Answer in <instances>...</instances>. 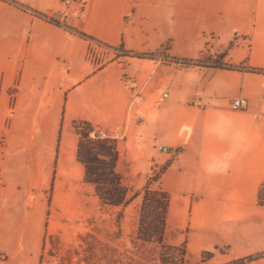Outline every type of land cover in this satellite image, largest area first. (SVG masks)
Segmentation results:
<instances>
[{"label": "crops", "instance_id": "0c3cea01", "mask_svg": "<svg viewBox=\"0 0 264 264\" xmlns=\"http://www.w3.org/2000/svg\"><path fill=\"white\" fill-rule=\"evenodd\" d=\"M209 33L224 66H181ZM238 95L247 109L230 107ZM76 120L115 141L117 173L123 161L135 174L162 165L158 145L181 149L157 184L169 198L164 235L184 241L187 260L264 252V0H88L80 18L61 0H0V264H47L50 239L76 228ZM47 185L51 199H24Z\"/></svg>", "mask_w": 264, "mask_h": 264}, {"label": "rangeland", "instance_id": "374dc122", "mask_svg": "<svg viewBox=\"0 0 264 264\" xmlns=\"http://www.w3.org/2000/svg\"><path fill=\"white\" fill-rule=\"evenodd\" d=\"M112 54L117 56L119 52L112 51ZM156 55H158L161 64L171 65L168 63L174 62L168 58L163 49L156 52ZM133 57L150 59L154 56L152 53L151 55ZM181 66H191V64L185 63ZM85 123L87 122L79 120L72 122V130L78 140L81 131L87 130L89 134L93 129L103 130L90 124L87 127ZM2 142L0 140V146ZM122 165L123 169L119 173L121 183L126 188V197L134 203V206L132 203L133 208L130 210V205L126 208L128 212L124 213V205L118 207L102 203L95 193L94 186L83 179L85 183H80V189L77 191L83 201L80 204L79 218L75 222L76 228L67 229L69 235L62 243L55 238L50 239V243L53 245L42 254L43 260L47 261V264H205L203 262L211 256V253L202 252L197 261L190 262L185 256L184 241L174 245L172 242L176 238L164 235L165 224L160 242L154 239L145 240L139 234L140 219L144 217L145 226H147V223L153 221L155 214L159 212L151 205H146L143 209V186L147 183L151 191L165 192L157 184V179L162 171L170 165L168 158L162 165L154 164L149 170L138 174L132 173L124 161L119 165V168ZM37 175L39 176V174H35V176ZM56 191L52 185H47L46 188L35 187L27 189L23 197L31 201L33 194L41 193L51 199L55 196ZM58 195L66 196V189L60 190ZM151 230L154 229L150 226ZM262 254L264 252L241 257L225 264H249L253 257Z\"/></svg>", "mask_w": 264, "mask_h": 264}, {"label": "trees", "instance_id": "16d2710c", "mask_svg": "<svg viewBox=\"0 0 264 264\" xmlns=\"http://www.w3.org/2000/svg\"><path fill=\"white\" fill-rule=\"evenodd\" d=\"M81 35L86 37L85 34ZM130 55H151V53H132ZM217 63L218 65H222L220 61ZM85 125L87 127L90 126L88 123H85ZM76 156L83 166L84 181L94 186L95 193L102 203L120 205L127 202L126 188L121 183L120 174L115 171L117 150L113 139L91 138L87 130L81 131L77 143ZM142 190L143 209L144 206L151 205L152 207L154 206V209H158L159 212L155 214L153 221L151 220L147 223V226H145L146 220H144V217L140 219L139 234L145 240L154 239L160 242L165 224V215L169 200L168 195L166 192L151 191L147 183L143 186ZM257 200L259 205H264V181L257 191ZM150 226L154 229L151 230L152 232L150 231Z\"/></svg>", "mask_w": 264, "mask_h": 264}, {"label": "built area", "instance_id": "2783aa9c", "mask_svg": "<svg viewBox=\"0 0 264 264\" xmlns=\"http://www.w3.org/2000/svg\"><path fill=\"white\" fill-rule=\"evenodd\" d=\"M88 0H61L62 8L64 14H70L74 16L75 18H80L85 5ZM49 21L52 22H58L56 18H49ZM215 36L212 33L206 34V41H205V52L204 54L196 59H190L183 61V63H189L192 65H200V66H224L218 65L217 62H219L220 58V52H219V47L215 46ZM167 93H163L162 97H166ZM249 106L247 98L238 95L236 97H233L230 100V107L234 110H245ZM90 137H96V138H108L107 133L104 130L100 129H93L89 132ZM159 150L168 156V160L170 161V164H176L179 156L181 154V149L180 148H174L171 146H166V145H158L157 146Z\"/></svg>", "mask_w": 264, "mask_h": 264}]
</instances>
